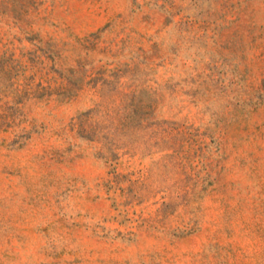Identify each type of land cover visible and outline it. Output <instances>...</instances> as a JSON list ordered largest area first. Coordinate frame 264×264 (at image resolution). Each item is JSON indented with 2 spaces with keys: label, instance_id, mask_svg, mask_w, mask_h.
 <instances>
[{
  "label": "rangeland",
  "instance_id": "obj_1",
  "mask_svg": "<svg viewBox=\"0 0 264 264\" xmlns=\"http://www.w3.org/2000/svg\"><path fill=\"white\" fill-rule=\"evenodd\" d=\"M0 264H264V0H0Z\"/></svg>",
  "mask_w": 264,
  "mask_h": 264
}]
</instances>
